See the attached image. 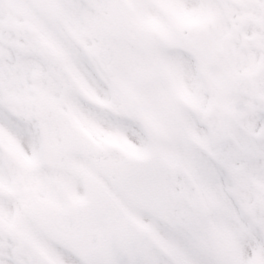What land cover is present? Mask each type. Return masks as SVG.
<instances>
[{
  "label": "snow or ice",
  "instance_id": "1",
  "mask_svg": "<svg viewBox=\"0 0 264 264\" xmlns=\"http://www.w3.org/2000/svg\"><path fill=\"white\" fill-rule=\"evenodd\" d=\"M0 264H264V0H0Z\"/></svg>",
  "mask_w": 264,
  "mask_h": 264
}]
</instances>
